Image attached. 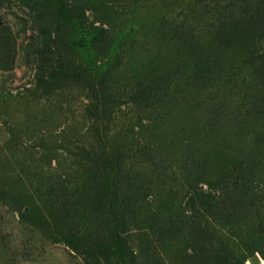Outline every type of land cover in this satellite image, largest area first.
<instances>
[{"label": "rangeland", "instance_id": "rangeland-1", "mask_svg": "<svg viewBox=\"0 0 264 264\" xmlns=\"http://www.w3.org/2000/svg\"><path fill=\"white\" fill-rule=\"evenodd\" d=\"M264 0H0V264H264Z\"/></svg>", "mask_w": 264, "mask_h": 264}, {"label": "trees", "instance_id": "trees-1", "mask_svg": "<svg viewBox=\"0 0 264 264\" xmlns=\"http://www.w3.org/2000/svg\"><path fill=\"white\" fill-rule=\"evenodd\" d=\"M258 59L264 64V53L259 54ZM113 254L115 255L119 264H130L123 237L119 230L115 234V247L113 250Z\"/></svg>", "mask_w": 264, "mask_h": 264}]
</instances>
